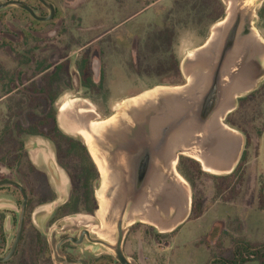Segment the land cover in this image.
Instances as JSON below:
<instances>
[{"label": "rangeland", "instance_id": "obj_1", "mask_svg": "<svg viewBox=\"0 0 264 264\" xmlns=\"http://www.w3.org/2000/svg\"><path fill=\"white\" fill-rule=\"evenodd\" d=\"M9 1L27 3L39 16L46 17L50 13L37 0H0V4ZM47 1L57 10V17L49 23H38L31 16L27 20L28 13L16 6L0 10V30L13 35L11 39L17 50L22 45H17L21 42V31L28 34L22 47L29 54L30 90L37 92L38 82L42 80L47 85L58 86L61 93L59 98L53 91L50 99L44 102L37 94L31 95L29 109L24 111V116L22 111L14 114L17 120L14 132L7 134V146L13 151H0L1 157H5V152H14L19 158H25L26 147L45 153L46 161L54 167L50 171L45 166L49 184L57 193L53 199H61L55 205L70 200L73 207L81 209L82 215L87 216L86 209L93 212L92 217H78L63 224L87 225L94 233L98 232L109 248L95 247L98 249L95 253L107 252L115 259L112 245H116L118 239V219L113 223L106 207V200L112 196L114 188L109 183V172L98 167L79 132L88 128L86 121L96 126L113 116L115 120L123 119L134 126L136 121L130 113L135 112L137 105L136 100L129 97L144 94L142 98L148 100L150 97L160 106L163 101L158 100V88L189 85L188 73L194 69L190 60L197 45L208 35L219 1ZM232 2L234 10L244 11L242 15L247 14L253 21V28L264 37V0H223L222 17L229 16ZM55 48L60 50V55L54 54ZM1 58L12 61L13 68L22 61L4 55ZM188 62L189 67L186 66ZM58 63L61 65L56 73L52 70L39 75ZM247 66L256 72V87L239 93L233 102L234 110L221 117L227 132L238 140L237 159L231 166L207 171L201 163L199 166L194 164L192 161H197L188 154L179 155L176 171L184 179L179 183L189 186L187 191L191 192L193 209L187 222L173 232L166 226L158 225L156 229L150 225L148 213L143 218L148 223L143 225L138 222L131 225L133 221L125 218L123 232L126 239L122 250L132 263L213 264L215 261L219 264L222 259L233 260L236 249L241 251L242 247L250 245L253 257L249 255L250 250H242L243 258L249 260L246 264H264V48L258 51L253 43L248 46L236 71ZM20 69L21 66L13 71L14 80ZM2 89L5 91L6 87ZM152 116L155 115L150 112L148 117ZM55 117L56 123H53ZM39 121L43 126H37ZM40 130L49 134L53 145L48 140L27 136V133ZM3 137L2 134L0 138ZM35 140L39 143L26 146ZM227 141L230 143V138ZM98 142H101L98 146L94 142V152L103 153L106 159L118 151L110 141L100 139ZM82 146L88 150L98 171L97 181L92 179L95 173ZM25 160L22 164H26ZM21 168L28 169L26 166ZM5 170L3 177L8 175ZM158 170L170 176L173 174L170 166L161 165ZM87 173L93 184L90 199L95 200V207L93 203H84L85 191L80 177ZM50 199L47 198L45 206L47 212L54 204ZM119 207L121 211L120 204Z\"/></svg>", "mask_w": 264, "mask_h": 264}, {"label": "flooded vegetation", "instance_id": "obj_2", "mask_svg": "<svg viewBox=\"0 0 264 264\" xmlns=\"http://www.w3.org/2000/svg\"><path fill=\"white\" fill-rule=\"evenodd\" d=\"M37 1L41 3L39 0ZM27 13L26 19L28 20L31 14L29 12ZM49 15L50 13L47 16ZM56 17L57 10L51 21ZM36 21L38 23L51 22ZM250 22L253 26V21L250 20ZM243 32L245 33L246 31L244 30ZM27 36V32H23L22 30L19 36L21 42L17 43L18 47L22 44L19 51L11 39L13 35H8L6 31L0 30V92H2L0 93V136H2V134L4 135L3 138H0V151H13L7 146L9 141L7 134L12 135L14 132L15 123L17 122L14 114H19L22 111L23 115L24 111L29 109L31 95L35 97L37 94L39 99L43 102L46 99H50V93L53 91L55 95H59V98L61 96L58 86L55 84L47 85L42 80H39L40 83L38 82L37 92L34 89L30 90V81L27 76L29 69V54H27V52L24 51V47H22L24 46V40L28 38ZM59 51V49L55 48L54 54L60 55ZM1 55L16 60H22L21 63L17 62L18 65L15 67L18 68L21 66L17 76H15V80L13 78V71L15 70L13 66H15V64L10 60L2 59ZM60 65L61 63L54 64L44 69L39 75H44L52 70L56 73L60 70ZM19 77H21V80ZM20 82H22V84H20ZM4 87H6V90L2 91ZM9 87L12 89L7 90ZM14 98L16 99L14 100ZM130 115L132 116L131 113ZM56 117L53 119V123H56ZM132 118L134 120L136 119L133 116ZM121 121L127 133H120L118 138L120 146L117 147L118 151L114 153L111 158L113 156H122L123 165L127 167V170L123 168L124 175L127 183H130L132 186L130 188L131 193L125 194L124 197L121 195V210H124L122 217L123 225L133 204L138 200L137 193L139 190L144 187L140 196H143L145 193L150 197V188L148 182L146 183L145 181L148 175L152 173V157L156 153L154 151L156 145L150 144L147 146L142 142L140 133L138 134L139 122L136 121V124L131 126L125 125L128 124L125 120L121 119ZM41 125L39 121L37 126L40 127ZM18 130L20 131V128H18ZM58 131L61 133L59 129ZM27 134V136L31 138L48 140V142L53 145V140L46 132L40 130L33 134ZM63 134L66 135L65 133ZM30 142H28L26 146L30 145ZM34 144L35 142L31 143V145ZM26 149L24 150L25 158H19L18 153L14 152L9 154L5 152V157H1L0 152V264H120L116 258H111L110 254L107 252L95 253V251L98 250L97 248L95 249V247L100 246L108 249L109 246L104 239L99 238V236L90 230L87 225L82 226L76 223L63 224V222L67 220L76 219L78 217H92L93 212L86 209V212H88L86 213L87 216L82 215L80 212L81 209L79 207H73L70 200L55 205V203L61 199H53L57 193L49 184V173L47 172L48 169L51 171V169L54 168L53 164L46 161L45 153L40 152L39 155L41 160L40 162H36V160L31 158L30 149ZM82 149L84 153H86V160L91 162L88 150L83 146ZM24 160L26 164H22ZM23 166H26L28 169L23 170L21 168ZM45 166H48V169L46 168L45 170ZM17 167L18 171L16 170ZM5 169L8 170V175L3 177V174L6 172ZM81 177L80 182L82 179ZM47 198H52L50 199L52 200L51 203H54L51 210L48 212L45 210V206L48 202ZM1 201H4V203H1ZM74 205L76 206L77 204ZM137 222L140 223V225L144 224L141 221ZM137 222H135L134 225H136ZM125 239L124 237L122 245L125 243ZM126 258L128 260L130 259L128 256H126Z\"/></svg>", "mask_w": 264, "mask_h": 264}, {"label": "bare ground", "instance_id": "obj_3", "mask_svg": "<svg viewBox=\"0 0 264 264\" xmlns=\"http://www.w3.org/2000/svg\"><path fill=\"white\" fill-rule=\"evenodd\" d=\"M233 1L235 2L237 0ZM234 7L235 5L232 2L230 14L227 19L216 27L211 39L205 45V47L199 48L195 51L194 56L191 59V62H193L191 65L194 69L193 71H189V85L175 88H158L160 91L158 95L160 99L158 100H162V104L164 106H157L155 100L150 97L148 100L142 98L143 96L133 99L134 101L136 100L135 106L137 105L136 109L133 110L135 112H131L134 118L142 119L147 115V113L153 111L155 112V117H153V120L155 121L152 123V125L160 123V121L157 119L159 117L169 118L171 120L170 128L165 140V149L163 150L161 157L166 160L173 175H175L181 181H183V179L176 171V164L179 156L177 151L180 150L181 154L191 153L189 145L198 143V140H196L195 137L200 138V135L196 134L199 131L198 125L200 123L197 119L196 113L198 102L210 89L212 75L215 70L214 68L217 65L216 60L218 57H220L225 37L238 12V9L234 10ZM252 43L258 51L263 50L264 45L262 43V39L255 28H253V34L250 37L236 43L235 49L228 55V58L223 66L221 78H224L226 84L222 87V101L212 118L209 120L211 130H213L215 133L213 137H222L229 140L230 135L222 132L224 131V124L221 121V117L224 114L231 113L234 110L233 102L238 97L239 93L250 91L256 87L258 77H252V74L250 73L253 72V74H255L256 72L250 66L244 67L242 70L243 72L240 71L234 75H231L232 77H228L229 74L240 63L241 55L247 51L248 46H252ZM114 120L115 118H110L108 120L100 121L96 126H94V123L91 121H86L85 124L88 128L83 129L82 132H79L80 135L85 139L86 145L89 147L92 157L97 163L98 167H100L105 172L107 165L102 159V156L94 152V140L92 137H100L104 131L105 132L103 135L105 137H114L116 134L118 135V133L120 134V132H123V122L121 120ZM155 130L157 131V125L155 126ZM193 139L196 140L195 143L192 142ZM234 148L235 146L232 147L233 150ZM194 158L201 161L204 164L205 170L207 171L215 169L220 170L222 167L220 165L221 161L219 159L211 157L208 160V158L203 157L200 152H196ZM107 172L109 171L107 170ZM160 176H162L164 180H160ZM109 180V183H112L111 185L114 189L112 196L106 200V207L109 211L108 214H111L110 218H112L114 223L116 218L118 219L121 212L119 207L120 200L118 199V196L123 195L124 197L126 192L123 185L119 181V178L114 177L113 179L109 178ZM149 180L148 186L150 188L152 198H154L156 195L167 194L169 192L167 189H164L165 186L168 185L167 181L171 184L166 176L158 173ZM170 189L172 192L174 191L172 188ZM151 202L152 200H150V197L147 194H143L142 198L136 200L133 204L130 211L131 214L145 212L148 213ZM131 214L130 221L133 220V215ZM96 234L98 235L99 233L96 232ZM100 235H102V232H100Z\"/></svg>", "mask_w": 264, "mask_h": 264}, {"label": "crops", "instance_id": "obj_4", "mask_svg": "<svg viewBox=\"0 0 264 264\" xmlns=\"http://www.w3.org/2000/svg\"><path fill=\"white\" fill-rule=\"evenodd\" d=\"M218 1H219V5H218L219 9H218V12H217V15H216L214 21L211 23V25L209 27L208 35L205 36V39H204L205 41H203L202 44L197 45L195 51L198 50L199 48L205 47V45L211 39V37L214 33L213 31L216 29V27L219 24H221L222 22H224L228 17L227 15L225 17H222L223 8L221 5V2L223 3V0H218ZM228 8L229 7L227 6L226 10H228ZM258 34L260 35V37L262 39V43L264 45V37L260 33H258ZM190 62H191V60H190ZM191 63L193 64V62H191ZM186 66L189 67V62L186 64ZM235 70L236 69H234L233 71H235ZM175 87H179V86H175ZM175 87L173 86L172 88H175ZM143 95L144 94H139V95H135V96L129 97V98L135 99V98L142 97ZM113 117H110V118H113ZM209 120H206L204 122H200V124L198 125L199 131L196 134L200 135V138L195 137V139L198 140V143L189 145L191 153H188V155H189V157L195 159L194 156H190V154L200 152L202 154V156L205 158H208V160L211 157H213L215 159H219L221 161L220 165L222 167L223 166H231L230 164L232 162H234V160L237 159V156H238V151H239L238 140H237L236 136H233V134L231 135V132L230 133L227 132V129H226L227 126H225V125L223 128L224 131H222V132L225 134L227 133V135H230L229 136L230 137V143H228L229 141H227V139H224L222 137H213L215 135V133L213 130H211V127L209 125ZM63 133H65V132H63ZM167 134H168V132H164V133L162 132V135H163L162 138H165V140H166ZM152 135H153V133H150V137H152ZM157 135H158V132H157ZM96 137H94V142L98 146L99 144H101V142H98V141L100 139H105V137H103V136H100V137L96 136ZM143 139H145V142H144L145 145L149 146L150 143L147 141L148 140L147 134H144ZM149 139L151 140V138H149ZM195 139H193V141H192L193 143L196 142ZM231 140H232V142H231ZM104 141H106V140H104ZM221 141H224L225 144L223 145ZM34 142L37 144L39 143V141H37V140L33 141V143ZM31 143L32 142H30V144ZM232 146H235L234 150L232 149ZM158 148L161 151L165 149L164 146H161V145L157 146L156 145L154 151L156 152V149H158ZM88 149H89V147H88ZM89 152H90V150H89ZM30 154H31V158L33 160H36V162L37 161L40 162L41 157L39 155V151H36L34 149H30ZM186 154L183 153V154H179V155H186ZM99 155H101L105 159L103 153L102 154L100 153ZM152 161H153L152 167H155L156 169H158V167L161 165L168 166L166 160L162 157L158 158L157 156L154 155L152 157ZM196 161L198 163H201V165L204 168V164L201 161H199V160H196ZM121 164H122L121 165L122 168L119 167V172L117 174L118 178H120L122 175L125 174L123 168H127L125 165H123L122 162H121ZM232 165H234V164H232ZM158 171H157V174H158ZM162 175L164 176V173H162ZM165 176L171 182L170 185L168 184L164 188V189H167V191H169V192L167 194L156 195L154 198H152V194L150 193V200H152V202H151V206L149 207L150 210L148 211V215H149L148 219H149V224L152 225L154 228L158 229V225L166 226L167 228H169L168 231L173 232L177 228H179L184 222H187L186 220L189 218L188 215H189V213H191V211L193 209L192 208L193 202H192V198L190 195L191 192L187 191V188H189L188 185L187 186L181 185L179 183L180 179L177 178L173 174L171 176H169L168 174H165ZM121 179H122V177H121ZM160 180H162V179H160ZM167 183H168V181H167ZM170 188H172L174 191L172 192V190ZM175 192H177V193H175ZM118 197H119L120 205H121L122 196L119 195ZM130 214H131V212L126 217L129 220H130ZM144 214H147V212L131 214V215H133V220H132L133 222L131 225H134L135 222H137V221H141L144 224H147L148 222L143 220V218L146 216Z\"/></svg>", "mask_w": 264, "mask_h": 264}, {"label": "water", "instance_id": "obj_5", "mask_svg": "<svg viewBox=\"0 0 264 264\" xmlns=\"http://www.w3.org/2000/svg\"><path fill=\"white\" fill-rule=\"evenodd\" d=\"M39 1L49 10V12H50L49 16L40 17L34 12V10L30 6H28L25 3L19 2V1H9V2H6L4 4H0V10H2L8 6H16V7H19L21 9L29 12L31 14V16L36 20L51 21L55 15V13H56V9H55L54 5L49 3L47 0H39ZM242 14H243L242 12L238 11L236 16H235L233 23L229 27L228 33H227L225 40H224V43H223V48H222L220 57H218V59H217V65L215 66V70H214V73L212 75V80L210 83L211 84L210 89L202 96L201 100L198 102V107H197L196 113H197V119L199 122H204L206 120H209L214 115L216 109L221 104V101H222L221 95H222V90H223L222 87L226 84V81L224 80V78L223 79L221 78V71L223 69V66H224L227 58H228V55L233 52L237 42H240L241 40L248 38L253 34V26L251 25L249 17H247V14H244V15H242ZM244 30L246 31L245 33L243 32ZM237 66L235 67L236 70H237ZM236 70L232 71L228 77L230 78V77H232L231 75L238 73L237 72L238 70L237 71ZM250 74H252V77H254L253 72H251ZM153 113H155V112H153ZM149 114H150V112L147 113V115L142 119L141 118L135 119V121L139 122L138 123V134L140 133V136L142 138L143 143L145 142V139H143L144 134H147L148 135L147 141L150 144L157 145V146H160V145L164 146L165 145V138H162L163 137L162 132L163 133L168 132V130L170 128V121L171 120L169 118H162V117L157 118L160 121V123L156 124L157 125V131H156L155 130L156 125H152V123L155 120H153V116L149 118L148 117ZM125 125H128V124H125ZM104 132L101 134V136H103V137H105L103 135ZM123 132L127 133L125 129ZM123 132H120V133H123ZM157 132H158V135H157ZM150 133H153L152 137H150ZM119 136H120V134L118 133V135L116 134L114 137L107 136V137H105L104 140L110 141V142H112L113 145L118 147V146H120V142L118 141ZM93 137H95V136H93ZM149 138H151V140ZM162 152H163V150L161 151L159 148L156 149L155 156H157L158 158H161ZM180 152L181 151L178 150L177 154H181ZM124 153H125V151H124ZM104 161L107 165V170L110 173L109 177L112 179L114 177H117V174L119 172V167L122 168L121 167V165H122L121 162L123 163L122 156H119V157L113 156L110 160L106 159V157H105ZM157 171H158V169L153 167L152 173H150V175H148L145 182L147 183L148 181H150L149 179L152 178L154 175H156ZM158 173L162 174L160 171H158ZM164 176H165V174H164ZM169 176H170V174H169ZM121 177H122V179H121ZM121 177L119 178V181L123 185L124 190H125L126 195H127V194L131 193L130 188L132 186L130 183H127L125 175H122ZM161 178H162V180H164L163 177L160 176V179ZM168 184L170 185L169 182H168ZM0 185H1V183H0ZM142 189H140L139 192L137 193L138 194L137 195L138 200L141 199V197H142V196H140L142 193ZM118 199H119V197H118ZM123 213H124V210L123 211L121 210L120 215H119L118 220H117L118 239H117L116 245H114V246L112 245V249L115 253L116 260L120 264H133L132 262H130L126 258V256L123 253V250H122V243H123V239H124V232H123V225H122Z\"/></svg>", "mask_w": 264, "mask_h": 264}, {"label": "trees", "instance_id": "obj_6", "mask_svg": "<svg viewBox=\"0 0 264 264\" xmlns=\"http://www.w3.org/2000/svg\"><path fill=\"white\" fill-rule=\"evenodd\" d=\"M194 164H198V162H195L194 160L192 161ZM90 163V167L92 168V170L94 171L95 174H93V178L92 179H95L96 178V181L99 179V174H98V171L95 167V165L93 164V162H89ZM87 174L83 175L81 178V186L83 187V190L85 191V198H84V202L86 203H93L94 207H95V200L93 198L90 199V197H92L91 195H93V191H92V182H91V178L90 176L88 177ZM92 200V202H91ZM76 204V203H75ZM92 207V205L90 206V208ZM94 209V208H93ZM91 208V210H93ZM201 214L199 213V216ZM197 216V217H199ZM250 248H252L250 245H245V248L242 247L241 248V251H240V248L239 249H236V251L234 252V257H233V260H228V259H222V260H219L221 264H246L249 260L246 259L245 257L243 258V251H249ZM243 250V251H242ZM257 251V250H256ZM249 255L250 257H253L254 256V252H252L251 250L249 251ZM262 252H260L259 254H261ZM263 254V253H262ZM215 263V261H213V264ZM218 263V262H216ZM215 263V264H216ZM219 263V264H220Z\"/></svg>", "mask_w": 264, "mask_h": 264}]
</instances>
